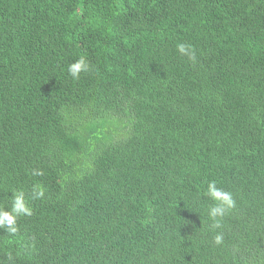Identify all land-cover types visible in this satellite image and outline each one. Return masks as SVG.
<instances>
[{
    "label": "trees",
    "instance_id": "1",
    "mask_svg": "<svg viewBox=\"0 0 264 264\" xmlns=\"http://www.w3.org/2000/svg\"><path fill=\"white\" fill-rule=\"evenodd\" d=\"M20 190L0 264H264V0H0V207Z\"/></svg>",
    "mask_w": 264,
    "mask_h": 264
},
{
    "label": "clouds",
    "instance_id": "2",
    "mask_svg": "<svg viewBox=\"0 0 264 264\" xmlns=\"http://www.w3.org/2000/svg\"><path fill=\"white\" fill-rule=\"evenodd\" d=\"M176 50L180 55L187 57L193 64L197 62L196 52L192 45L180 43L177 45ZM89 70L90 65L84 56H81L74 63L70 64L67 69L68 74L73 80H79L81 74L87 73ZM32 175L42 176L43 172L33 170ZM43 196L44 191L37 186L34 188L31 198L40 199ZM204 196L211 201L207 215L211 221L212 243L216 247H222L224 244V220L236 210V199L231 191L218 187L216 181L207 183ZM9 199V208L0 207V229L5 230L10 236H15L19 232L18 220L21 217H30L33 214V209L23 190L13 192ZM9 258L11 259V256Z\"/></svg>",
    "mask_w": 264,
    "mask_h": 264
}]
</instances>
